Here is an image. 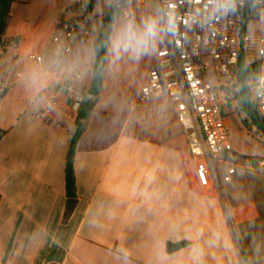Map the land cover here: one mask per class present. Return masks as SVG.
<instances>
[{"label":"crops","instance_id":"0c3cea01","mask_svg":"<svg viewBox=\"0 0 264 264\" xmlns=\"http://www.w3.org/2000/svg\"><path fill=\"white\" fill-rule=\"evenodd\" d=\"M85 1L9 5L5 37L16 43L0 56V88L8 84L0 93V264H264V133L239 105L225 108L233 152L212 162L218 185L201 188L175 104L136 102L162 31L142 55H117L114 40L130 22L114 20L94 109L78 127L65 87L86 99L97 35L65 58L51 39L72 5ZM98 8L99 0L90 19L103 21L110 8L97 15ZM135 13L137 26L158 18L148 6ZM78 128L68 196L66 160ZM233 135L259 146L246 153ZM229 164L236 172L223 183Z\"/></svg>","mask_w":264,"mask_h":264},{"label":"built area","instance_id":"2783aa9c","mask_svg":"<svg viewBox=\"0 0 264 264\" xmlns=\"http://www.w3.org/2000/svg\"><path fill=\"white\" fill-rule=\"evenodd\" d=\"M139 6H148L157 14L163 38L136 102L146 105L166 97L175 104L176 121L195 161L196 178L203 189L210 188L211 183L216 187L218 176L212 162L233 152L224 109L238 105L236 73L241 59L246 67L259 66L260 76L249 88L253 105L264 118V0H130L120 8V16L134 23L135 8ZM246 10L247 22L251 20L258 26L254 33L244 32ZM90 17L85 1L72 5L69 17L59 20L60 34L52 37L51 44L63 58L90 37ZM27 59L43 62L41 56L28 55ZM212 74L215 79L232 80L215 85ZM7 88L8 84L2 85L0 93ZM65 93L72 111L78 113L84 96L70 85ZM49 112L50 104L37 118ZM236 168L229 164L220 180L229 183Z\"/></svg>","mask_w":264,"mask_h":264},{"label":"trees","instance_id":"16d2710c","mask_svg":"<svg viewBox=\"0 0 264 264\" xmlns=\"http://www.w3.org/2000/svg\"><path fill=\"white\" fill-rule=\"evenodd\" d=\"M10 3L11 0H0V56L6 51L9 45H13L16 43L15 40H9L5 37L6 29L8 27V22L10 19V14H9ZM97 5H98V0H88V9L90 13L93 12L94 8ZM118 16H120V8L113 9L112 7L107 10L103 20L113 24L114 20ZM109 36H110V30L106 33L99 31L97 34L94 44V66L92 71V81H91L90 89L88 91V94L94 96L95 100L89 106H87L84 101L80 111L78 112V122L80 120H85L88 117L89 113L94 109L104 72ZM259 76H260V69L258 65L246 67L243 63V59L240 60V63L238 65V70L236 73V83L238 86L241 85L249 86V84L252 81L259 78ZM236 98L238 99L239 107L245 112L244 108L242 107L239 101V98L237 96ZM250 120L259 131L264 133V118L258 120L250 118ZM81 133H82V129L78 128L76 133L71 138L70 148L66 160L65 182H66V192L68 196H72L75 191L73 159H74L75 148L81 136ZM3 136H4V132L0 131V140L2 139ZM184 246L185 243L168 244L166 250L168 253H172L174 251L181 249Z\"/></svg>","mask_w":264,"mask_h":264},{"label":"clouds","instance_id":"9594fccd","mask_svg":"<svg viewBox=\"0 0 264 264\" xmlns=\"http://www.w3.org/2000/svg\"><path fill=\"white\" fill-rule=\"evenodd\" d=\"M161 31L160 20L153 16L146 17L139 26L128 23L114 40V51L117 55L123 52L138 57L149 50Z\"/></svg>","mask_w":264,"mask_h":264},{"label":"rangeland","instance_id":"374dc122","mask_svg":"<svg viewBox=\"0 0 264 264\" xmlns=\"http://www.w3.org/2000/svg\"><path fill=\"white\" fill-rule=\"evenodd\" d=\"M115 0H99V8L96 10V14H100V10H102V8L107 7V8H112L114 6ZM89 30L91 32V40H93L95 38V36L97 35L98 31L100 30L101 27V23L102 20H100L99 18H91L89 20ZM258 29V26L253 23L251 20L249 22H247L244 25V32L246 34H250V33H254L256 32ZM211 80L213 81V83L215 85L224 83L226 80L227 81H231V78H226V79H215V76L212 74L211 75ZM249 138H253L254 140L255 137L250 135ZM233 141H237V143L241 144L242 150L245 151L246 153H253L255 151V149H257L258 145V141L256 143V145L249 143V141H245L243 139H239L238 137H236L235 135H233Z\"/></svg>","mask_w":264,"mask_h":264},{"label":"water","instance_id":"95a60500","mask_svg":"<svg viewBox=\"0 0 264 264\" xmlns=\"http://www.w3.org/2000/svg\"><path fill=\"white\" fill-rule=\"evenodd\" d=\"M129 1L130 0H116L114 3L113 9L124 7L128 4ZM247 19H248V11L246 10L243 16L244 24L247 23ZM110 28H111V23L103 20L101 23L100 31L106 33L110 30ZM238 96H239V101L242 107L244 108L246 114L252 119H256V120L261 119V116L258 114V112L256 111L251 101V93H250V88L248 85L239 86ZM94 100H95V97L88 94L85 99V104L89 106ZM84 121L85 120H80L78 122V127H82V125L84 124Z\"/></svg>","mask_w":264,"mask_h":264}]
</instances>
